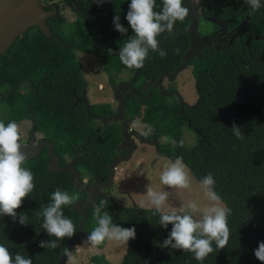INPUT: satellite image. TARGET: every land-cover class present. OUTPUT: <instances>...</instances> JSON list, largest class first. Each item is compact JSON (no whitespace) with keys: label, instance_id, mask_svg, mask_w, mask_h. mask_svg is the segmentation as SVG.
<instances>
[{"label":"trees","instance_id":"trees-1","mask_svg":"<svg viewBox=\"0 0 264 264\" xmlns=\"http://www.w3.org/2000/svg\"><path fill=\"white\" fill-rule=\"evenodd\" d=\"M106 3L128 12L131 0ZM261 3L264 5V0ZM162 6V0H156L154 11H160ZM216 7L226 33L221 35L223 41L207 42L199 54L190 57L187 67L192 68L197 92L192 104L177 90L148 83L156 82L162 74L168 75L165 78L175 77L178 73H172L182 57L172 61L150 50L142 69H130L118 56L120 47L134 35L130 24L124 26L128 29L125 35L81 11H74L71 20L62 12L50 17L47 22L52 35H46L40 27L31 28L11 46L14 56L0 55V87L5 85L7 90L6 94L0 90V121L7 125L11 121L31 120L35 128L46 131L53 139L59 163L67 164L77 157L75 167L89 181L108 178V165L121 150L123 125L119 121L98 125L94 115L105 119L115 113L111 103L86 106L78 100L77 87L69 80L64 66V50L99 58L113 86L129 81V87L138 94H123L124 114L132 121L139 119L152 126L147 138L160 141L162 152L183 157L197 180L209 173L213 175L215 191L232 210L228 217L230 238L227 247L216 248L202 262L191 252L161 247L172 225L162 227L153 209L119 204L111 196L96 197L86 208L84 225L89 232L97 226L94 213L101 201L108 202L102 212L107 211L113 223L136 228V238L128 242L118 264H264L255 256L259 243L264 241V6L252 11L244 0H219ZM196 15L200 24L203 15L197 11ZM193 20L190 15L183 22L177 21L172 33L158 37L159 47L167 55L175 56L173 50L180 37H187ZM108 49L113 50L112 55ZM25 84L27 88L23 89ZM206 121L219 129L224 138H208L199 127ZM234 124L241 128L243 139L234 135ZM187 130L198 136L190 145L183 139ZM163 138L167 142L161 141ZM48 162L49 155L43 150L23 165L34 174L35 184L17 209L18 214L27 216L28 224L0 215V244L12 252L13 259L19 253L30 257L33 264H60L68 237L57 240L56 249L39 246L41 241L56 240L42 227V209L51 202V193L56 189L79 194L83 200L88 198L85 190L71 182L68 171H52ZM73 205L64 206V212L73 221L76 233L82 215ZM105 244L106 241L99 248ZM92 261L111 264L103 254L93 255Z\"/></svg>","mask_w":264,"mask_h":264},{"label":"clouds","instance_id":"clouds-1","mask_svg":"<svg viewBox=\"0 0 264 264\" xmlns=\"http://www.w3.org/2000/svg\"><path fill=\"white\" fill-rule=\"evenodd\" d=\"M96 2L102 4L105 0H96ZM244 2L252 11L264 6L261 0H244ZM162 4L160 11H154L156 0H131L126 19L134 35L127 39L118 53L119 60L128 68L142 69L150 50L161 58L166 57L167 52L159 47L158 37L172 33L177 21L183 22L190 16V9L186 6L185 0H162ZM113 23L115 30L127 34L128 29L120 23L119 15L114 17ZM204 35L209 37L208 34ZM173 51L175 54L180 52L179 48ZM108 53L112 55L113 50L108 49ZM232 130L238 139L244 138L240 127L234 124ZM21 141L22 133L16 121H11L7 125L0 121V215L10 216L14 221L18 220L20 224L26 225L27 216L24 213L18 214L17 209L34 190L35 184L34 174L23 167L28 155L21 150L23 146ZM156 141L160 148V141ZM137 144L139 146L138 142ZM167 157L174 161L169 160L164 165L159 175L160 184L168 189H190L193 185V176L183 157L175 158L169 154ZM140 175L143 173L141 172ZM215 183L213 175L207 174L198 182V189L203 194L204 202L191 201L179 206H172L169 203L172 195L170 191L157 190L153 184H145L146 199L140 201V207L153 209V215L158 214L159 224L162 227L167 228L172 225L171 232L162 242L161 247L191 252L194 258L201 262L216 248L227 247L230 238L228 217L232 210L224 204L221 196L215 191ZM50 199L51 202L42 209L44 218L42 227L56 240L41 241L39 246L56 249L59 246L57 240L72 238L75 235V225L65 216L64 206L75 204L80 197L79 194H69L67 191L56 189L51 193ZM107 204V201H101V205L95 208L97 226L85 237L93 248L99 247L105 241H117L127 245L130 240L136 238L134 226L121 227L113 223V218L107 211L102 212ZM197 214H199L198 218ZM64 255L67 257L66 264H77L72 250L65 248ZM255 256L264 262V241L259 243ZM0 264H33V260L19 253H16L13 259L12 252L0 244Z\"/></svg>","mask_w":264,"mask_h":264},{"label":"rangeland","instance_id":"rangeland-1","mask_svg":"<svg viewBox=\"0 0 264 264\" xmlns=\"http://www.w3.org/2000/svg\"><path fill=\"white\" fill-rule=\"evenodd\" d=\"M195 3L197 12L204 16L201 17L199 32H211L214 24L208 19V17L216 18L218 15L216 6L219 4V0H196ZM100 8L101 7L98 6L96 0H93L91 5H89L85 11L87 14L98 16L103 21H108L112 26H114L113 19L116 15L120 16L121 24H129L126 17L122 16L119 11L108 12L103 9L101 10ZM62 13L70 20L74 18L73 13L66 8L63 9ZM187 44V37H180L178 40V46L176 47L180 50L179 54H175V56H171L170 54L167 55V57L172 61L180 60L182 57L181 54L184 52ZM62 56L69 80L76 85V92L79 96L82 95L86 83L88 87V96L91 102H109L113 106H117V101L113 100L114 93L108 81V74L103 68L102 62L99 58L88 53L80 52L74 54L72 51L68 50H64ZM84 79H87V82H85ZM163 88H167V90H177L184 99L191 104L195 103L197 100V92L194 85V76L192 74L191 66L180 71L175 77L165 78ZM97 123L99 126H103L102 121L98 120ZM131 126L138 131H143L147 134H150L153 131L152 126L147 125L139 119L135 120ZM199 127L200 130L204 131L208 138L214 141H219L224 138V135L219 129L212 125L210 121L200 124ZM197 138L198 136L194 131L187 130L184 132L183 139L188 145L194 143ZM151 140H153V138H151ZM161 141L167 142V139L163 138ZM154 152V146L139 143L138 149L133 154L130 162H122L116 169V171L118 170L119 172L121 171V168L124 169L123 174L125 181L124 183L119 182L122 191H119L116 187L104 189L103 191L107 192L109 196L113 197L119 204H135L140 206V201L146 199L145 184L150 183L153 184L157 190H165L172 193L169 198V203L172 206H179L182 203H188L191 201L204 202L203 194L198 189L199 180H197L193 174V185L190 189H168L166 186L160 184V172L163 170L164 165L169 160L173 161V159L166 157L164 159L165 163L162 165V168H160V165L155 164L154 162L150 163L149 156ZM142 157L143 160L141 159ZM140 160H142V162H140ZM141 172L143 175H140ZM198 217L199 214H197V218ZM126 250L127 245L117 241H106L104 247L93 248L87 243V238H85L83 242L76 245L73 254L76 258L77 264H93L92 256L95 254H103L111 264H118L122 260Z\"/></svg>","mask_w":264,"mask_h":264},{"label":"water","instance_id":"water-1","mask_svg":"<svg viewBox=\"0 0 264 264\" xmlns=\"http://www.w3.org/2000/svg\"><path fill=\"white\" fill-rule=\"evenodd\" d=\"M193 9L196 8V0H192ZM195 11V9H194ZM56 9L48 11L43 6L40 0H0V53H6L7 49L12 45L17 36L25 33L30 27L39 25L41 30L48 36L51 34V27L47 22L49 16L56 14ZM193 22L189 29L191 35V46L186 52V56L183 59V62L177 67V69L172 73V75L179 73L187 67L190 57L194 54V44L197 40L206 41L208 36L200 35L199 33V19L195 15ZM167 74L160 75L159 79L156 82L148 81L154 84L155 86L162 88L163 81ZM126 83L121 82L115 89V98L119 101L118 110L116 113L106 117L104 123H107L112 120H121L124 128L123 134L124 139L119 143V147L122 150V153L113 158L111 163L108 165L109 175L107 180L100 183H86V180L81 179L79 170L75 167V162L77 157L73 159L70 163L60 165L57 154L54 152V144L49 140H41L38 145H35L31 142L28 146H22V151L26 152L28 159L31 155H39L40 149L43 145L48 146L49 153V162L48 166L52 171H69L71 173V182L78 189L85 190L88 193V198L86 200L79 199L73 207L80 213L82 216L79 219V231L75 233L72 238H68L66 241V248H69L74 252L77 244L83 242L84 238L90 233L84 225V221L87 218L86 208L91 205L96 197H108V195L103 191L104 189H109L111 187H116L119 191H122L121 186L115 181L116 166L122 162L129 161L133 152L136 151L138 144L135 141V137H132L133 132L129 131V122L130 119L124 114L126 100L123 94L128 97L131 95V91L124 92L126 89ZM147 86V83L146 85ZM150 92L148 91V97ZM137 132V131H135ZM136 137H142V133L138 132ZM141 142H145L144 139H141ZM151 144H154L157 148V157L161 155V150L159 148V143L153 139L148 141ZM67 257L62 254L60 258V264H66Z\"/></svg>","mask_w":264,"mask_h":264},{"label":"flooded vegetation","instance_id":"flooded-vegetation-1","mask_svg":"<svg viewBox=\"0 0 264 264\" xmlns=\"http://www.w3.org/2000/svg\"><path fill=\"white\" fill-rule=\"evenodd\" d=\"M40 1L42 2L43 6L45 7L46 10H48V11H52V10L56 9V12H57V13L54 14V15H52V16H49V17H48V19H49L50 17H53V16L58 15L60 12L63 11L64 8L68 9V10H69L70 12H72V13H74V11H81V12L86 13L85 9H86L89 5H91V2H92L93 0H40ZM106 1H108V0H105V2H103L102 4L98 3V6L101 7V8H100L101 10L103 9V10L108 11V12L119 11L118 9L113 8L112 6L107 5ZM192 3H193L192 0H185V4H186V6L190 9V15H191L192 18H194L195 15H196L197 8H196V9L194 8V9L196 10V11H194ZM202 10H203V9H202ZM119 12H120V11H119ZM120 13H121L122 16H124V17H126V15H127V12H125V11H122V12H120ZM86 14H87V13H86ZM87 15H90V14H87ZM92 16H95V15H92ZM96 17H98V16H96ZM98 18H99V17H98ZM48 19H47V21H48ZM99 19H100V18H99ZM208 19L214 24V27H213L212 31L209 32V33H203V32H202V33H203L202 35H204V34H208L209 37H208V39H207L206 41L197 40V41L195 42V44H194L195 47H194V50L192 51V52L194 53L193 55L199 54L201 48H202L203 45H204L205 43H207V42H210V41H211L213 44H217L218 42L223 41L221 35H222L223 33H224V34L226 33V26H223V25H222V21L219 19V16H216V18H215V17H208ZM217 19H218V20H217ZM101 20H102V19H101ZM105 22H107V23L110 25V23H109L108 21H105ZM122 25H123V24H122ZM110 26L114 28V26H112V25H110ZM123 26H125V25H123ZM34 27H39V25L32 26V27H30L28 30H30L31 28H34ZM114 29H115V28H114ZM28 30H27V31H28ZM27 31H26V32H27ZM26 32H25V33H26ZM23 34H24V33H23ZM23 34L17 36V38L20 37V36H22ZM17 38H16V39H17ZM16 39H15V41H16ZM187 39H188V45H187V48H186V49L184 50V52H183V55H182V62H183L184 57L186 56V52L188 51V49H189L190 46H191V35H190V33L187 34ZM15 41H14V42H15ZM14 42H13V43H14ZM13 43H12V45H13ZM12 45H11V46H12ZM11 46L7 49V52H6V53H0V55L14 56L13 53H10V48H11ZM193 55H192V56H193ZM182 62H181V63H182ZM84 81L87 82V79H84ZM108 81H109V77H108ZM122 82L126 83V85H127V86H126V89H125V91H124L125 93L131 91V92H132L131 95H132V94H136V95L138 94V92H137V90H136L135 88L129 87V81L124 80V81H122ZM163 82H164V81H163ZM109 84H110V86H111V88H112V91H113V93H114V95H113L114 99H113V100H116L117 103H118L117 106H113L114 109H116V110H115V113H116L117 110H118L119 101L115 98V89L117 88V86H118L119 84H117V86H113L110 82H109ZM22 88H23V89H26V88H27V85H26V84L23 85ZM0 90L3 91L2 94H6V93H7V90H6V86H5V85H3V86L1 85ZM87 91H88V87H87V84L85 83V86H84V89H83V93H82V95L79 96V95L77 94V98H78V100L83 101V102L85 103L86 106H88L89 104L91 105V104L103 103V102H91V101H90V98H89V96H88V92H87ZM2 94L0 93V96H2ZM131 95H130V96H131ZM181 96H182V95H181ZM182 98L184 99L183 96H182ZM183 99H181V100H183ZM113 114H114V113H113ZM94 117H95L97 120H100V121L104 122L103 117H100L98 114H95ZM112 121H119V122L122 123L121 120H112ZM134 121H135V120H133V121L130 120V122H129V131L133 132L132 137H135V141L138 142V143L150 145L151 143H149L148 141H150L151 138H147V135H148V134L145 133V132H143V131H138L136 128H134V127L131 126L132 123H133ZM109 122H111V121H109ZM17 123L19 124V126H20V130H21V133H22V141H21L22 145H24V146H28V145L31 144V142H33L35 145H38V143H39L41 140H49V141H51V142L53 143V139L50 140V136L47 135L46 131H43L42 129H39L38 127L35 128V127L33 126V122H32L31 120L26 119V120H23V121H21V122H17ZM122 125H123V123H122ZM123 128H124V125H123ZM135 131H137V132H135ZM138 132H141V133H142V137H140V138L136 137V135L138 134ZM123 139H124V134H123ZM141 139H144L145 142H141ZM152 145H153V144H152ZM153 146H154V148H155V156H154L152 162L155 163L159 158H161V157H165V158H166V157L168 156V153H167V152H161V155H159V157H157V148H156L155 145H153ZM120 149H121V148H120ZM137 149H138V147H137ZM137 149H136V151H137ZM43 150H46L47 153H48V151H49L48 146H47V145H43V146L41 147V149H40L39 155L43 152ZM119 153H122V150H120ZM39 155H37V156H39ZM48 155H49V153H48ZM37 156L31 155L30 158H32V157H37ZM57 156H58V155H57ZM30 158H29V159H30ZM49 158H50V157H49ZM58 159H59V158H58ZM74 159H75V158H74ZM27 160H28V159H27ZM71 161H73V160L71 159V160H69L67 163H70ZM59 164H60V163H59ZM63 164H65V163H63ZM63 164H60V165H63ZM68 173H69V176H70V179H71V173H70L69 171H68ZM108 175H109V173H108ZM80 177H81V179L86 180V183H89V184H92V183H100V182L105 181V180H102V181L90 180V181H89L88 177L85 176V175H82L81 173H80ZM107 177H108V176H107ZM106 180H107V179H106ZM105 191H108V190H105ZM87 194H88V193H87Z\"/></svg>","mask_w":264,"mask_h":264},{"label":"crops","instance_id":"crops-1","mask_svg":"<svg viewBox=\"0 0 264 264\" xmlns=\"http://www.w3.org/2000/svg\"><path fill=\"white\" fill-rule=\"evenodd\" d=\"M154 156H155V152L153 153V154H151L149 157H150V163L152 162V158H154ZM144 157V156H143ZM143 157L141 158L142 160H143ZM164 159H165V157H161V158H159L156 162H155V164H158V165H160V168H162V165L165 163L164 162ZM142 160H140V162H142ZM160 161V162H159ZM174 161V160H173ZM130 162V161H129ZM139 162V163H140ZM141 164V163H140ZM123 168H121V171L119 172L118 170L116 171V174H115V179H116V182L117 183H124V181H125V178H124V174H123ZM120 178V179H119ZM120 185V184H119ZM121 186V185H120Z\"/></svg>","mask_w":264,"mask_h":264}]
</instances>
